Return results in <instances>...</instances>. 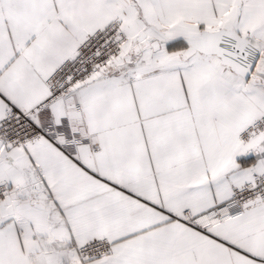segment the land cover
<instances>
[{
	"label": "snow or ice",
	"instance_id": "obj_1",
	"mask_svg": "<svg viewBox=\"0 0 264 264\" xmlns=\"http://www.w3.org/2000/svg\"><path fill=\"white\" fill-rule=\"evenodd\" d=\"M0 264H264V0H0Z\"/></svg>",
	"mask_w": 264,
	"mask_h": 264
}]
</instances>
